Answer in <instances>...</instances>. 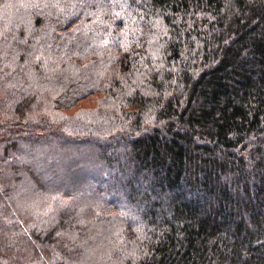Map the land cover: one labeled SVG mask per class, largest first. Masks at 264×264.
<instances>
[{"label": "trees", "instance_id": "trees-1", "mask_svg": "<svg viewBox=\"0 0 264 264\" xmlns=\"http://www.w3.org/2000/svg\"><path fill=\"white\" fill-rule=\"evenodd\" d=\"M0 264H264V0H0Z\"/></svg>", "mask_w": 264, "mask_h": 264}]
</instances>
